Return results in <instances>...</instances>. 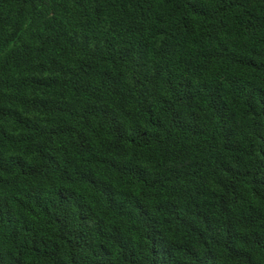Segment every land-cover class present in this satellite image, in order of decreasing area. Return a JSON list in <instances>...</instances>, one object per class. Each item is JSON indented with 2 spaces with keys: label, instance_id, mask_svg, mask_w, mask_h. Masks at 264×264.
I'll list each match as a JSON object with an SVG mask.
<instances>
[{
  "label": "trees",
  "instance_id": "trees-1",
  "mask_svg": "<svg viewBox=\"0 0 264 264\" xmlns=\"http://www.w3.org/2000/svg\"><path fill=\"white\" fill-rule=\"evenodd\" d=\"M0 264H264V0H0Z\"/></svg>",
  "mask_w": 264,
  "mask_h": 264
}]
</instances>
